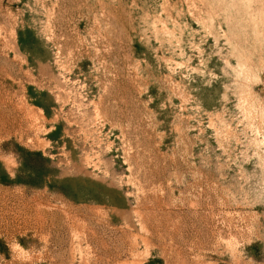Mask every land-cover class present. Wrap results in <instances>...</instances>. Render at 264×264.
Returning a JSON list of instances; mask_svg holds the SVG:
<instances>
[{
  "label": "rangeland",
  "instance_id": "obj_1",
  "mask_svg": "<svg viewBox=\"0 0 264 264\" xmlns=\"http://www.w3.org/2000/svg\"><path fill=\"white\" fill-rule=\"evenodd\" d=\"M0 264H264V0H0Z\"/></svg>",
  "mask_w": 264,
  "mask_h": 264
}]
</instances>
